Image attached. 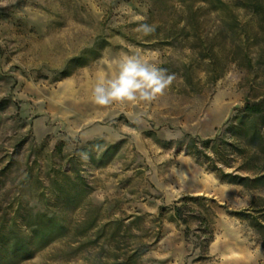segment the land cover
Here are the masks:
<instances>
[{"label":"rangeland","instance_id":"rangeland-1","mask_svg":"<svg viewBox=\"0 0 264 264\" xmlns=\"http://www.w3.org/2000/svg\"><path fill=\"white\" fill-rule=\"evenodd\" d=\"M150 8V0H0V220L11 226L16 218L15 231L27 233L21 216L48 208L42 195L51 196V168L94 140L118 145L112 162L85 172L100 224L141 216L118 238L91 242L72 232L36 247L30 259L1 252L0 264H115L112 246L127 248L123 258L140 248L138 264H264V184L222 181L182 145L188 135H220L247 156L230 147L223 157L229 165L217 161L226 172H264V152L227 132L237 108L264 97V29L248 11L237 10L239 24L227 21L216 64L194 58L200 75L193 87L181 75L192 54L186 46L152 47L118 33L136 34ZM217 20L216 13L208 19L211 32ZM99 36L111 42L102 56L64 77L68 61ZM125 53L164 65L172 84L150 103L95 105L91 90L98 76H113ZM211 69L224 76L209 82L205 71ZM175 204H185L189 232L175 217ZM85 216L84 209L64 213L72 223ZM203 218L214 231L209 244L200 237Z\"/></svg>","mask_w":264,"mask_h":264},{"label":"trees","instance_id":"trees-1","mask_svg":"<svg viewBox=\"0 0 264 264\" xmlns=\"http://www.w3.org/2000/svg\"><path fill=\"white\" fill-rule=\"evenodd\" d=\"M150 2L149 17L141 23L154 25V33L149 36H141L140 40L137 38L139 33L130 36L123 32L118 33L129 40L139 41L143 45L152 47L179 44H182L183 47L186 46L192 51V54L189 61L184 62L181 75L193 87L196 85L194 82L197 75H200L199 70L193 67L194 58L199 62L210 60V67L216 64L218 52L223 51L225 44L222 39L223 35L228 34L227 30L230 28L227 21L239 24L237 10L248 11L258 19L259 27L264 29V0H234L233 3H227L224 0H150ZM214 13L218 14L219 24H215V31L211 32L208 19ZM110 45L111 42L107 36H99L93 45L84 48L68 61L62 75L69 76L73 67L84 66L90 61L100 58ZM163 67L164 65H162ZM205 73L209 82H215L224 76V72H217L215 69L206 70ZM237 109L239 114L236 116V123L231 122L227 132L239 141L249 142L264 152V97L257 101L247 100L242 107ZM221 139L220 135L205 140L188 135L182 145L187 154L198 159L203 158L222 181L250 188L263 185L264 172L256 173L254 176H243L235 172H226L222 166L217 164V161L220 160L229 165L223 157L225 151H229L230 147L237 155L247 157L245 148L239 144H228ZM117 149V144L105 145L101 140L89 141L67 155L65 165L53 166L50 170L51 196L45 193L42 195L48 208L39 212H34L31 209L21 216V227H26L27 233L15 231L14 226L18 223L16 218L11 221V226L1 219L0 253L4 252L5 255L11 253L10 255H17L22 259H30L34 256L36 247L51 244L72 232L74 237L99 242L103 237L118 238L124 229H132L141 217L140 215L115 218L101 225L98 216L100 208L94 206L89 200L92 185L85 176V172L112 162ZM209 149L217 157L208 153ZM246 168L243 165L242 169ZM52 201L54 205L51 204ZM50 207L56 209L50 210ZM184 208L185 204H175V217L186 225V231L189 232L190 219L184 212ZM80 209H84L86 212L84 219L73 223L70 220L66 221L64 213L76 212ZM127 219L130 220L129 225L125 224ZM203 219L206 227L200 228L203 234L200 237H205L203 244H209L214 238V231L208 226V219ZM254 226L257 227L258 224H254ZM107 227L110 228L109 232ZM125 249L112 246L115 264H138L141 258V249H132L129 256L123 258L121 253Z\"/></svg>","mask_w":264,"mask_h":264},{"label":"clouds","instance_id":"clouds-1","mask_svg":"<svg viewBox=\"0 0 264 264\" xmlns=\"http://www.w3.org/2000/svg\"><path fill=\"white\" fill-rule=\"evenodd\" d=\"M135 31L149 36L155 26L141 23ZM117 63V72L111 77L98 76L91 90L92 102L100 107L117 104L150 103L164 94L174 80L166 69L148 62L139 54H123Z\"/></svg>","mask_w":264,"mask_h":264},{"label":"bare ground","instance_id":"bare-ground-1","mask_svg":"<svg viewBox=\"0 0 264 264\" xmlns=\"http://www.w3.org/2000/svg\"><path fill=\"white\" fill-rule=\"evenodd\" d=\"M217 179V178H216ZM239 256V255H238ZM243 258V257H242Z\"/></svg>","mask_w":264,"mask_h":264}]
</instances>
